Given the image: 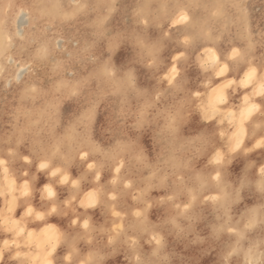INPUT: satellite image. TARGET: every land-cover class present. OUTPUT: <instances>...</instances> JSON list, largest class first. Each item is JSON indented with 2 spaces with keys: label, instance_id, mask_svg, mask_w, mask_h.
Here are the masks:
<instances>
[{
  "label": "rangeland",
  "instance_id": "374dc122",
  "mask_svg": "<svg viewBox=\"0 0 264 264\" xmlns=\"http://www.w3.org/2000/svg\"><path fill=\"white\" fill-rule=\"evenodd\" d=\"M183 1L184 0H0V36H2V34L4 32L6 33V30H8L6 29V26L9 24V22L12 23L13 26L11 29L12 44L10 46L6 45L9 41V39L5 37L7 33H4V39H1L2 41H0L2 43L4 42L3 44L6 43V53L19 55L18 57L14 56L15 60H11V58L9 59V56L0 58V155H2L0 156V158L8 159L9 152L13 154L12 159L9 161L8 174L10 176L8 175V178H14L15 172L23 175V171H29L30 174H36L37 177H39V180L41 178L47 179V175L35 172L34 163L25 165V161L21 159V155L23 154H19L20 147L24 149L23 151L25 155L31 153V155H29V159H32L33 155L51 156L52 153L56 152L57 148H59V155L58 157H54L53 160L60 161L59 163H57V166L66 171V174L69 177V181H72L73 179L80 180L81 176L91 177L92 170H89L87 168V164L89 162L94 163L96 169H99L101 176V180L99 182L95 181L94 178L80 180V188L78 187V192L81 198H83V190L85 189L86 183L92 186L87 188L88 191H91L94 187L97 186V184L103 185V188H101L102 192L107 191L109 188L115 190L118 193L115 207H120L117 211L121 212V219L127 222L128 220L133 218L131 216V213L134 212L133 208L138 203V195L134 191V193L131 192L130 188H125L124 184L131 183L132 185L133 182L139 181L137 179H139L140 175L141 178L145 179L149 178L152 174H154V172H158V176L161 175L160 177H163L164 179H162L163 182L161 181L163 184L159 181L161 180V178L159 180H156L155 182H153L151 190L146 189L147 195L145 194L144 196L145 199L147 198L148 204L154 206L150 208V211L155 212L157 217L160 219H157L156 221H154V223L159 221L158 223H161V227H163L162 230L168 232V227H164L165 224H162V221H164L165 217V215H163L165 213V210L163 205L159 203L155 204V199H157L156 195L158 194V192L163 191L164 196H159L157 200L165 201V203L167 204V194L172 195L174 190L178 191L181 201L180 208L177 210V212L184 211V205L185 203H188L190 201L191 197L187 195L186 192L178 190V187H174L173 189L172 186H178L179 180L177 178L182 177L183 183H185L187 187L192 188L195 183V177L211 167L208 161L211 158L209 153L211 152L212 148L209 149V147H212V143L210 144L209 142L203 141V147L200 145L198 155L195 150H192V145L188 146V143L190 141L189 139H192L190 135H195V133H197V135L202 134L208 137L212 136V134L206 132L210 129L208 127H212L213 123L210 122H214L215 125L218 119V134L220 132H225L223 137L218 136V141L221 140L222 143L223 138L226 137L227 134H229L226 133V131L230 130L227 127L231 128L233 126L228 123V113H220L217 119L206 121L203 119L199 120V111L192 110L190 111L191 113L188 111L192 116L190 118L191 121L193 120L190 123V119H188L190 115L185 112L184 119L179 123L177 130L173 135L170 134L165 127L166 120H164L163 118V116H165L166 108H169L171 104L175 102L172 98H169L165 95L163 100L153 104L148 95H138L131 89H124L119 86L113 88L110 84L105 83L101 79L93 77V73L96 71L95 65L100 58V54L97 50L103 48V50L107 52L110 38H116L118 34L130 32L136 29L138 27V25L136 24V15L138 10L141 12L143 17L149 19V21L155 19L159 22V27L151 28V31H154L157 35H159L161 28H163L165 32H169V29L164 27L165 22L169 18L174 17L178 12H184V10L186 9L190 12L191 18L189 15V23L188 25L183 27L186 28L189 33L203 35L209 30V32L206 34L209 35L208 37L210 40L204 39L203 41L201 40L200 43L205 44L214 40H220V46L226 43L225 45H223V47L228 46L231 43L234 45H238L241 50L249 48L251 51V56L248 55L250 57L249 60H254V62H258L260 60L261 49L262 47H264V45L261 44V36L262 34H264V0H262L263 2L261 0H241V2L240 0ZM212 1L215 2L212 3ZM183 3L185 5H183ZM218 3H220V5L216 12L215 10H212V8ZM236 3L241 4L237 7ZM145 5H147L148 7H143ZM24 8L30 12V16L24 11ZM219 9L221 10V12H219ZM69 11L71 14H69ZM213 11L215 12V14H217L213 15ZM232 11L234 14L232 13ZM170 12H172V14ZM173 13L175 14L173 15ZM203 13H205V16L202 15ZM241 16L244 18H242ZM15 19L16 23H18V25L15 24L16 28L18 29L17 31H19L18 34L20 33L21 29L22 31L24 29H27V34L25 37H22V31L20 33V36H15ZM224 19L227 20L224 21ZM193 21L197 23L195 24ZM100 22H102V28L98 30V24ZM19 26L22 28H20ZM214 32L216 34H214ZM217 33L219 34V39L217 38ZM250 35L252 36L251 38ZM181 39H183V36H181ZM91 40L96 41V45L92 49V51L97 52V59L89 61L81 58L76 50L83 49L86 42ZM246 40L248 41V44ZM219 42H217L218 45ZM246 44L248 45L247 47H245ZM41 45L47 46L51 52V55L46 60L36 59V50ZM124 47L131 48V42L129 41L126 44L122 42L120 48H117L112 53L113 63L117 68H119L120 65L119 63H117L116 57L119 55L121 48ZM197 51H200L199 54ZM197 51V53H193L194 56L200 55L202 53V48H199ZM168 52L169 48L165 46L161 50V56H167ZM70 54L74 57V60H69ZM22 58H25L26 62H22ZM103 58L107 59V56H104ZM236 61L238 64L244 63V60L241 61V59L237 57V59L232 62V65L237 64ZM164 64H167V60H164ZM58 65H62L63 67L60 68L58 67ZM192 68L193 66L188 69L189 81H192L194 79L193 72L195 74L198 70L196 67L193 69ZM190 70H193V72H190ZM144 71L148 72L149 70L144 69ZM258 78L260 79V77ZM84 81H87V83H83ZM201 85L202 84H200L199 86ZM33 87L37 89L35 93L30 91V89ZM136 87L143 90L145 93H152L153 95L155 94L153 92V89H159L161 92H163V88L159 83V78L151 75L139 76L136 81ZM163 87H167V85H164ZM73 88H78V94L75 96L69 95V90ZM101 93H103L102 99H99L94 107V110L90 112L89 109L91 107V102L93 100H96ZM253 95L259 101L260 105L259 109L255 112L257 113V115H259V117L264 116L262 115L264 114V106L261 100H264V97L259 95L258 91ZM231 97L232 103L234 105H240V101L236 96L231 94ZM162 108L163 110H160ZM142 111L144 113V125L142 127H137V118ZM186 114L188 115L186 116L187 118H185ZM196 115V119L201 125L198 131L194 130V128L196 127L195 122H197L195 121L194 117ZM222 115H224V117ZM221 118L223 119L222 124L220 123ZM185 119H187V122H185ZM208 123H210L211 125H209ZM185 124H187V126ZM146 126L149 128H147ZM181 126L182 128H180ZM150 128L153 131L150 130ZM21 129H27V131L24 132V138L18 141L17 137ZM148 130H150V135ZM179 131H181L182 133ZM141 134L143 135L142 138ZM181 134H183L184 136ZM146 135L149 137H147ZM185 135L187 136L185 137ZM139 139L140 142H138ZM147 140H150V142ZM121 142L126 143V146L128 147L122 149L120 146ZM145 142L148 144H146ZM135 143H140L138 147L140 145L141 147H143L144 151L142 152L145 159H143V163L138 162L136 159L138 151L135 148ZM254 143L255 142H250L247 147L252 148V145ZM150 146H152V148ZM92 147L98 149L94 152H90L87 159H81V150L83 149L87 151ZM215 147L217 148L218 145H216ZM145 149H149V152ZM153 149L158 151L155 152V150ZM224 149L227 150V147H224ZM262 151V149L260 150L256 148H253L251 151H246L244 155L245 160L239 156V154L241 153H232V158H230V161L228 160V163L226 164L227 167H225L224 175L226 176V173L232 170L234 162H236L238 158H241L237 161L238 163L241 162V164H237L238 171L236 169L235 171L232 170L231 172H235L236 175V173L239 172L240 169V172L244 173L245 171H250V173H252L253 170L258 173L260 165L258 159L263 156ZM196 154L197 156H195ZM234 154H236V158L237 156H239L236 161L232 160L236 159ZM193 156L196 158L194 159ZM251 158H254L253 161H256L258 163L256 165H251L250 167V160L252 161ZM242 159L244 161H241ZM185 160L190 162V168L188 166L187 170L184 169L186 170V173L185 175H183L180 173V165L181 162ZM119 161H122L121 163L123 164V167H121L120 173H116L114 169L120 163ZM168 161L171 162L170 168L168 171H165V173H163L161 171L162 167L165 165V162ZM147 163L149 165H147ZM154 166L156 167L153 168ZM14 167H17V170L14 169ZM10 171H14V173ZM133 174L136 178L133 176ZM2 177L4 178L3 174L0 173V186H3L2 184L4 182L6 184L7 182V180L5 178L3 179ZM48 178L50 177L48 176ZM114 178L116 180V183L113 185L110 182ZM19 185L21 184H18V186ZM57 186L59 188V185ZM60 187L63 188L65 199H67V197L71 194L70 191L73 192V189H71V183ZM64 188L68 190L66 191ZM125 189L127 190L125 191ZM122 193L125 194V197H123L126 203L125 205L120 203V201H123ZM142 193L145 192L142 190ZM203 193L204 190L201 189L200 194H198V198L191 203V206H195L196 213L201 212V214L205 218V211L209 210V208L211 207H215L216 205L210 200L199 198V196ZM253 194L254 191H251V193H248L247 197L251 198ZM110 195L111 193H109V196ZM16 196V201H18L19 192L16 193ZM119 196L121 197V199H119ZM0 197V199L8 200L7 198H9L10 196ZM236 202L238 207L241 206L240 208H242V206L244 205L243 200H238ZM259 204L260 200L257 202L258 206L256 207H259ZM10 207L11 206H8L6 209L9 210ZM103 208L98 204L96 208L88 211V217L90 218L94 213L99 214L101 212L100 219H98L99 222L94 218V222H91L90 225H93L95 227L96 224L101 225L103 223L101 226H105L109 223V220L111 222L116 219L111 215V211H109V209L111 208V202H109ZM128 208H130V211ZM13 209L14 207L12 208L11 212H8L7 210H5L6 213L0 212V216H3L5 218H12ZM246 214L247 211H241V215H244L243 221L246 220ZM220 215L224 218L223 212H221ZM31 220L32 218H28L27 222H30ZM101 221L103 222L101 223ZM176 222L178 223L177 225H179L180 228L185 229L184 231H180L178 230L179 228L175 227L178 235H180L181 237L184 233L188 234L189 236H195L199 233L198 230L197 232L196 230L192 231L191 228H188L184 220V214L181 216H177ZM207 222H210V220ZM244 222H247V220ZM154 223L151 222L150 224L153 225ZM77 227L78 225L73 226V239L76 238L80 242L84 243L85 246H88L90 240L91 244L95 246L94 252H97L96 254L102 257L105 261L110 255L108 256L104 253V251H100V249L106 243V239L103 238L101 232H92L88 240L80 239L75 232V229ZM58 230L60 233H65V229L59 226ZM127 230L128 229H126V231ZM135 230L137 231V229ZM135 230L129 229L128 231L132 232H129V235L131 236V238H133V240L136 241L137 245L143 240V237L144 239L148 240V243L150 241V245L152 244L151 231L146 230V232L142 230L143 232H146L144 235H142L143 232L141 230V232L139 230L135 232ZM255 232H258L259 235H261L262 229L260 225H257L254 229L249 230L246 239L243 240L246 242V248L250 245L249 242H251L254 235H256ZM13 233L14 232H7L3 229V227H0V234L2 235V237L7 236L6 238L9 242L14 240V238L21 239L22 236H9ZM226 236L227 235H225V237ZM173 237H175V235H173ZM64 239V236H61L59 243L63 242ZM21 240H16V243L19 245L18 248L13 245L12 242L9 243L10 245H12V252H14V250L16 251L20 249V247L23 248L24 242L23 240ZM116 242L117 241H115L114 244ZM169 242V245H172L174 239H170ZM116 244H118V248L113 252V254L117 253L118 255H120L119 253L122 252L123 254L121 253V257L123 259H125L126 257L129 258V249H125L122 244L121 246H119L120 242ZM29 247L33 249V246L29 245ZM29 247H27V249ZM232 247L233 246H230L229 249H226V252L223 253L224 257ZM122 248L127 250L128 252L125 250L122 251ZM124 252L128 254H125ZM169 253L170 254L168 255L170 256L167 255L166 257L165 255L162 261L166 260L168 264H181L175 260V255L173 252ZM157 255L159 257V252H157ZM224 257L222 258V260L224 259ZM242 261L243 258L241 259V262ZM107 263L108 262H106V264Z\"/></svg>",
  "mask_w": 264,
  "mask_h": 264
},
{
  "label": "snow or ice",
  "instance_id": "6c2138e0",
  "mask_svg": "<svg viewBox=\"0 0 264 264\" xmlns=\"http://www.w3.org/2000/svg\"><path fill=\"white\" fill-rule=\"evenodd\" d=\"M143 7H148L147 5ZM189 16L186 13L178 12L174 17L169 18L164 27L169 29V32H165L163 28L160 29L159 35L156 32L151 31V28L159 27V22L155 19L149 21L143 17L141 12L138 10L136 15V24L138 27L130 32L118 34L116 38L109 39V47L107 52L103 48L97 51L100 54V58L95 65L96 71L93 73V77L99 78L107 84H110L113 88L117 86L124 89H131L138 95H148L152 100L153 104L160 102L166 95L172 98L175 102L171 104L165 111V127L170 134H175L179 123L184 119L186 111L196 110L201 114L203 120H211L213 116H209V110H212L215 114L222 108L226 109L229 105V95L231 90L236 88L248 89L253 81L259 76L260 83L259 95L264 97V47L261 49L260 57V68L251 66V62L247 60V56L251 55V52L245 54V62L248 64V69L243 73L242 77L233 75L238 71L237 65L233 64L232 68H229V64L226 61H234L240 56V50L233 48L231 55L222 62L221 56L217 55L212 48L205 47L201 40L209 39L205 33L193 34L189 33L183 26L188 25ZM102 28V22L98 24V30ZM171 33V34H169ZM183 36V39H181ZM131 42V48H121L119 55L116 57L119 68L113 63L112 53L120 48L121 43ZM261 44L264 45V34L261 36ZM96 41H87L83 49L76 50L78 55L85 60H96L97 52L92 51L95 47ZM167 46L169 52L167 56H161V50ZM199 48H203V52L200 55H193ZM51 55L49 48L45 45H41L36 50L37 60H46ZM107 56V59L103 57ZM69 60H74V57L70 54ZM164 60H167V64H164ZM195 65L198 71L194 74V79L189 81L188 69ZM62 68V65H58ZM144 69H148L145 72ZM183 70V72H182ZM154 76L159 78V83L163 88V92L159 89H153L152 93H145L143 90L136 87V81L139 76ZM83 83H87L84 81ZM202 84L203 87L199 85ZM167 85V87H163ZM31 92L35 93L37 89L35 87L30 89ZM78 94V88L69 90V95L75 96ZM103 93H101L96 100L91 102L89 111H93L96 103L99 99H102ZM243 101L245 105H249V96L243 95ZM264 103V100H262ZM259 109L258 104H250L247 107L241 109V121L240 130L233 133L232 137L229 138V146L227 150L213 147L209 153L210 159L208 161L211 167L206 171L200 173L195 178V183L192 188L187 187L183 183V178L178 177L179 185L178 190H183L191 197L188 203L184 205L183 212H177L176 216L183 215L187 212L188 208L191 207V203L198 198L201 189L204 193L199 198L210 200L213 202L218 210H222L226 216L232 203H235L240 198V192L243 189L254 191L259 194L260 204L258 208L248 210L246 216L247 223L244 229L237 231L231 225H228L226 229L221 225L219 230H226L233 233L235 238V245L226 253L224 259L220 264H264V162L259 166L258 173L253 170L249 175H242L236 173L235 181L230 185L226 176L224 175L225 165L231 158L232 153H242L244 151H251L253 148L264 150V130L260 133V139L252 145V148H248L244 145V136L246 135L243 123L245 118H250L252 114ZM234 115V113H230ZM143 111L137 118V127L144 125ZM264 115V114H262ZM231 122V121H230ZM196 127L194 130L198 131L201 125L199 122H195ZM222 124L223 121L221 120ZM257 127L264 128V120ZM27 129H21L18 133L17 140L24 138V132ZM220 137L224 136V132L219 133ZM202 141L210 142V137L202 135L200 138ZM97 149L95 147L89 148L87 151L81 150V159H87L90 152H94ZM9 158H0V173L3 174L7 180V184L0 186V196L8 197L11 196L10 203L15 204L19 192V196L26 198L22 201L21 211L23 212L24 218H33L36 221L44 223V227L41 229L42 233H48L52 231V235L48 236L47 239L42 240L37 244V247L42 249V254L37 258L39 264H54L53 259L50 257L56 252L57 245L60 241L61 236H64L66 241L73 240V226L78 225L75 229L76 234L80 239L88 240L89 236L94 231L106 233V243L100 249L104 251L106 255H112L117 250L118 244H114V241L127 243L129 248V256L132 258L131 264H168V262L161 260H152L151 258L137 254L136 249L138 245L135 240L131 238L129 232L126 229H137L146 230L144 226L147 222V213L153 205L148 204L147 199L143 200V203L138 206V210L131 213L132 219L125 222L121 219V212L116 210L115 202L118 198V193L109 188L107 191H101L103 185L97 184L91 191L87 188L92 187L91 185L85 184L83 190V198H81L77 186L80 180H86L94 178L95 181L101 180L100 172L96 169L94 163H88L87 168L91 171V177L81 176L80 180L69 181V177L66 171L60 167H57L59 160H53L54 157H58L59 148L56 152H53L51 156H32L29 159L28 155H21V158L25 161V165L35 164V172L47 175L50 177L48 181L40 179L39 184H36V175H30L29 171H23L22 184L17 186L15 180L8 178L9 173V161L12 159L13 154L9 152ZM138 162L143 163V152L139 151L136 155ZM122 163H119L115 167V172L120 173ZM258 176V178H257ZM71 183L73 192L68 196L67 199L63 197V188L54 187V185L64 186ZM111 184H115L116 180L113 179ZM125 188H130V183L124 184ZM33 193L36 194L37 198L41 201H47V203H41L38 205L40 210L33 207L31 204L30 197ZM109 193L111 195L109 196ZM208 193H215V195H209ZM178 191L174 190L173 195L167 197V204L169 207L176 209L180 208V205L176 203L175 196ZM107 198V199H105ZM111 202V215L115 217L112 221V225L108 227L101 226L96 229L93 225H90L88 211L94 209L99 204L100 207H105ZM158 203H165L160 201ZM143 209L142 211L139 209ZM87 210V211H86ZM12 211V208H9ZM20 216V212L16 213ZM68 216L69 224L66 234L60 233L55 226L48 223L46 217L48 216ZM176 216H169L163 223L171 224L180 231L185 229L180 228L176 224ZM155 218V217H154ZM82 221V223H81ZM257 225H260L261 240L259 244L252 243L247 248L241 247V241L245 240L249 230L254 229ZM0 227H3L5 231L14 232L17 237L25 234V229L20 226L19 220L12 218H5L0 216ZM35 227H40L39 224ZM155 228V225H152ZM27 236L31 238L33 233H27ZM127 237L125 240L124 238ZM151 240L157 245H161V238L156 234H153ZM89 243L91 241L89 240ZM12 244L17 248L19 245L15 240ZM11 246L8 240H4L3 247H0V264H7V257L11 255ZM95 247V246H94ZM156 253L154 252L153 255ZM243 256V261L239 259L234 260L233 257ZM20 258V252L17 251L14 256H11L12 260H18ZM105 264L102 257L89 252L87 258H81L80 254L75 250L74 245L69 251L68 255L64 256L59 264ZM110 264H130L129 259L126 257L124 260H115ZM194 264V262H193Z\"/></svg>",
  "mask_w": 264,
  "mask_h": 264
},
{
  "label": "bare ground",
  "instance_id": "6f19581e",
  "mask_svg": "<svg viewBox=\"0 0 264 264\" xmlns=\"http://www.w3.org/2000/svg\"><path fill=\"white\" fill-rule=\"evenodd\" d=\"M71 1V0H70ZM113 1V0H112ZM184 1H186V0H184ZM183 1V2H184ZM194 1V0H193ZM201 1H203V0H201ZM216 1H218V0H216ZM226 1V0H225ZM262 1V0H261ZM175 2V1H174ZM177 2V1H176ZM210 2V1H209ZM209 2H208V4H209ZM215 2V1H214ZM213 1H212V3H214ZM220 2V1H219ZM238 2V1H237ZM240 2H241V0H240ZM263 2V1H262ZM180 3V2H179ZM186 3V2H185ZM203 3V2H202ZM207 3V2H206ZM221 3V2H220ZM220 3H218L216 6H214L213 8H212V10H215L216 12H217V10H218V7H219V5H220ZM230 3V2H229ZM261 3V2H260ZM211 4V3H210ZM241 4V3H240ZM240 4H237L236 3V5H237V7L240 5ZM183 5H185L184 3H183ZM204 5V4H203ZM226 5V4H225ZM125 6V5H124ZM173 6H174V4H173ZM224 6V5H223ZM52 7H53V5H52ZM194 7H195V5H194ZM235 7V6H234ZM169 8H171V7H169ZM202 8V7H201ZM223 8V7H222ZM264 8V7H263ZM25 9V8H24ZM176 9H178V8H176ZM234 9V8H233ZM163 10V9H162ZM207 10H208V6H207ZM220 10V9H219ZM235 10H236V8H235ZM235 10H233V11H235ZM5 11V10H4ZM26 13H28V15L30 16V12L27 10V9H25L24 10ZM55 11V10H54ZM172 11H173V9H172ZM200 11V10H199ZM233 11H232V13H233ZM238 11V10H237ZM17 12V11H16ZM58 12V11H57ZM167 12V11H166ZM175 12H177V11H175ZM196 12H197V10H196ZM205 12V11H204ZM214 12V11H213ZM219 12H221V10L219 11ZM171 14H172V12H170ZM183 13H186L188 16L190 15V12L188 11V10H184V12ZM224 13V12H223ZM240 13V12H239ZM69 14H71L70 13V11H69ZM169 14V13H168ZM175 13H173V15H174ZM205 13H203L202 15H204ZM217 14V13H216ZM215 14V12L213 13V15H216ZM234 14V13H233ZM238 14V13H237ZM211 15H212V13H211ZM245 15V14H244ZM247 15V14H246ZM262 15V14H261ZM69 16V15H68ZM158 16H159V14H158ZM195 16V15H194ZM205 16V15H204ZM203 16V17H204ZM223 16V15H222ZM259 16V15H258ZM169 17V16H168ZM171 17H172V15H171ZM192 17H193V15H192ZM242 17V16H241ZM27 18V17H26ZM167 18V17H166ZM190 18H191V15H190ZM200 18H202V17H200ZM242 18H244V17H242ZM241 18V19H242ZM249 18V17H248ZM193 19V18H192ZM196 19V18H195ZM212 20V19H211ZM225 20H227V19H224V21ZM236 20V19H235ZM240 20V19H239ZM238 20V21H239ZM247 20V19H246ZM192 21V20H191ZM194 22V21H193ZM245 22V21H244ZM247 22V21H246ZM195 23V22H194ZM194 23H192V24H194ZM197 23V22H196ZM195 23V24H196ZM227 23V22H226ZM2 24V23H1ZM18 25V23H16V19L14 20V26H15V29H16V32H15V36H20V33H21V31H22V29H21V31H20V33L18 34V32L19 31H17L18 29L16 28V25ZM213 24V23H212ZM203 25V24H202ZM205 25V24H204ZM207 25H210V24H207ZM223 25H224V23H223ZM246 25V24H245ZM22 26V25H21ZM12 23H10L9 22V24L6 26V29H8V30H6V35H5V37L6 38H8L9 39V41H8V44H6L7 46H10L11 44H12V35H11V29H12ZM18 27V26H17ZM20 27V26H19ZM190 27H191V25H190ZM208 27V26H207ZM20 28H22V27H20ZM200 28V27H199ZM198 28V29H199ZM203 28H204V26H203ZM210 28V27H209ZM206 29V28H205ZM204 29V30H205ZM211 29V28H210ZM5 30V29H4ZM203 30V31H204ZM217 30V29H216ZM233 30V29H232ZM248 30V29H247ZM198 31V30H197ZM236 31H238V30H236ZM208 32H209V30H208ZM208 32H206V33H208ZM217 32H220V31H217ZM4 33L2 34V36H0V40L1 39H4ZM198 33H200V32H198ZM203 33H205V32H203ZM22 37H25L26 36V34H27V29H24L23 31H22ZM213 34V33H212ZM211 34V35H212ZM214 34H216L215 32H214ZM218 34V33H217ZM233 34V33H232ZM237 34H239V33H237ZM241 34V33H240ZM210 35V36H211ZM249 35V34H248ZM209 36V35H208ZM215 36V35H214ZM217 36V35H216ZM221 36V35H220ZM232 36V35H231ZM234 36H235V34H234ZM239 36V35H238ZM219 37V34H218V36H217V38ZM252 36L250 35V38H251ZM216 38V37H215ZM215 38H211V39H215ZM216 38V39H217ZM220 38V37H219ZM218 38V39H219ZM223 38H224V36H223ZM233 38V37H232ZM234 39V38H233ZM210 40V39H209ZM236 40V39H235ZM242 40V39H241ZM2 41V40H1ZM0 41V58H2V57H7V56H9L8 58L10 59L11 58V60L12 59H14L15 60V57L14 56H19V55H14V54H8V53H6L7 52V50H6V47H5V44H3L2 42ZM203 41V40H202ZM207 41V40H206ZM215 41V40H214ZM214 41H211V42H208V43H205V44H203L205 47H209V48H212L214 51H215V53L217 54V55H219V56H221V58H222V62H224L225 60H226V58L228 57V56H230L231 55V50L233 49V48H237V49H239L240 50V56H238V58H240L241 59V61L242 60H244V63L242 64H238L237 63V61H236V65H237V69H238V71L236 72V73H233V75H236V76H239V77H242L243 76V73L245 72V71H247V69H248V64L245 62V59H244V57H245V54L247 53V52H249L250 51V49L249 48H246V49H243V50H241V48L238 46V45H234V44H227L228 46H225V47H223V45H225V44H223L222 46H220V42L218 41V40H216L215 42ZM223 41V40H222ZM225 41V40H224ZM231 41V40H230ZM229 41V42H230ZM247 41V40H246ZM205 42V41H204ZM203 42V43H204ZM217 42H219V45L217 44ZM225 42H227V41H225ZM228 43V42H227ZM56 44V43H55ZM244 44V43H243ZM247 44H248V41H247ZM246 44V46L245 47H247L248 45ZM198 52V51H197ZM196 52V53H197ZM200 52V51H199ZM199 52H198V54H199ZM202 52H203V48H202ZM251 52V51H250ZM256 52H258V51H256ZM195 53V54H196ZM253 54V53H252ZM251 56V55H250ZM253 57H254V55H253ZM249 56H247V60L248 61H250L251 62V66H254V67H257L258 69L260 68V63H261V61L259 60L258 62H254V60H249ZM8 59V60H9ZM22 62H26L25 61V58H22ZM18 62V61H17ZM226 62H228V64H229V68L231 69L232 68V62L233 61H231V60H229V61H226ZM235 63V62H234ZM15 65V64H14ZM17 65V64H16ZM28 65V64H27ZM193 68H195V65L193 64ZM192 68V69H193ZM25 69V68H24ZM190 69V68H189ZM20 70V69H19ZM19 70H18V72H19ZM198 71V70H197ZM17 72V73H18ZM190 72H193V70H190ZM189 72V73H190ZM23 73V72H22ZM192 75V74H191ZM193 75H194V72H193ZM19 76V75H18ZM194 77V76H193ZM259 77V76H258ZM256 78L254 81H253V84L252 85H250L249 86V88L248 89H243V88H236V87H234L232 90H231V94L232 95H234V96H236L238 99H239V101H240V105H238V106H236V105H234L233 103H232V97H231V94L229 95V105H228V107L224 110V108H222L219 112H216L215 114L213 113V111L212 110H209V115H211V116H213V119L215 120V119H217L218 118V115H220V113H228V116H227V120H228V123H230L231 125H233L231 128L230 127H227V128H229L230 130H228V131H226V133H229V134H227L226 135V137H224L223 138V140H222V143H221V140H219L218 141V136H219V134H218V132H219V128L217 127V123H218V119H217V123H215V125H214V122H210V123H213L212 124V127H208V128H210L209 129V131H205L206 133H209V134H212V136H210V144L212 143V147H209V149H211V148H213V147H215L216 145H218V147L217 148H220L221 146H223V149H224V147H227L228 148V146H229V138L230 137H232V135H233V133H236V132H238L239 130H240V121H241V109L243 108V107H247V106H249L250 104H253V103H255V104H258L259 105V101L254 97V95L253 94H255L257 91L258 92H260V88H259V83H260V79L259 78ZM193 79V78H192ZM84 80H85V78H84ZM149 80V79H148ZM259 80V81H258ZM201 86H203V85H201ZM200 86V87H201ZM245 94H247L248 96H249V105H245V102L243 101V95H245ZM258 95V94H257ZM261 98V97H260ZM77 99V98H76ZM259 99V98H258ZM261 100H263V99H261ZM58 102V101H57ZM167 103H169V102H167ZM263 104V106H264V103H262ZM261 104V105H262ZM260 106V105H259ZM168 108V107H167ZM166 108V109H167ZM264 108V107H263ZM160 110H163V108L162 109H160ZM262 111H263V109H262ZM187 112V114L188 115H190L189 114V112L188 111H186ZM258 112V111H257ZM158 113V112H157ZM191 113V112H190ZM230 113H234V115H231ZM255 113L256 112H254L253 114H252V116L250 117V118H245L244 119V123H243V128L245 129V132H246V135L244 136V145H246V146H248L249 144H250V142H256V140H258V139H260V133H261V131L262 130H264V128H262V127H257V125H259V124H261V121L262 120H264V116H260L259 117V115H257V113H256V115H255ZM161 114H162V111H161ZM185 115V118H187L186 116H188V115ZM197 114V113H196ZM223 117H224V115H222ZM192 116L190 115V117L188 118V119H190ZM195 117V121H197V119H196V117H197V115L196 116H194ZM215 117V118H214ZM163 118H164V120H165V116H163ZM199 118V120H202V118H201V114H200V116L198 117ZM90 120V119H89ZM186 121L185 122H187V119H185ZM221 120H223L222 118H221ZM92 121H93V119H92ZM193 121V120H192ZM191 121V119H190V123L192 122ZM206 121H208V120H206ZM205 121V122H206ZM231 121V122H230ZM189 122V121H188ZM199 122V121H198ZM210 123H208L209 125H211ZM159 124V123H158ZM227 124V123H226ZM225 124V125H226ZM186 126H187V124H185ZM190 125V124H189ZM192 125V124H191ZM225 125H223V126H225ZM235 125V126H234ZM148 126V125H147ZM146 126V127H147ZM152 126H153V124H152ZM184 126V125H183ZM195 126H196V124H195ZM195 126H193V127H195ZM206 126V125H205ZM208 126V125H207ZM216 126V127H215ZM227 126H229V125H227ZM158 127V126H157ZM147 128H149V127H147ZM146 128V129H147ZM180 128H182V126L180 127ZM205 128V127H204ZM144 129V128H143ZM159 129V128H158ZM157 129V130H158ZM192 129V128H191ZM190 129V130H191ZM150 130H152L151 128H150ZM150 130H148V132L150 131ZM157 130H155V131H157ZM160 130V129H159ZM158 130V131H159ZM186 130H187V128H186ZM189 130V131H190ZM204 130H206V129H204ZM153 131V130H152ZM179 132H181V131H179ZM182 132H183V130H182ZM181 132V133H182ZM187 132V131H186ZM185 132V133H186ZM139 133V132H138ZM145 133H146V131H145ZM195 133V132H194ZM194 133H192V134H194ZM225 133V132H224ZM148 134V133H147ZM151 133L149 132V135H150ZM154 134H155V132H154ZM160 134V133H159ZM191 134V133H190ZM181 135H183V134H181ZM195 135H197V133H195ZM195 135H190V137H192V139H189L190 141H189V143H188V146L189 145H192L193 146V149L192 150H195V152L199 155V150H200V145L202 146V140H200L199 138L202 136V134L201 135H197V136H195ZM142 134H141V138H142ZM147 136V135H146ZM184 136V135H183ZM187 135H185V137H186ZM147 137H149V136H147ZM155 137V136H154ZM154 137H153V140H154ZM140 138V139H141ZM145 138V137H144ZM150 138H151V136H150ZM188 138V137H187ZM140 139H139V141L138 142H140ZM157 140V139H156ZM125 141V140H124ZM142 141V140H141ZM147 141H149L150 142V140H147ZM157 142V141H156ZM137 143V142H136ZM135 143V144H136ZM146 143V142H145ZM128 144V143H127ZM140 144V143H139ZM139 144H136L135 145V148L137 149V151L139 152V151H144L143 150V147H141V145L138 147V145ZM146 144H148V143H146ZM154 144H157V143H154ZM153 144V145H154ZM205 144V143H204ZM207 144V143H206ZM121 148L122 149H125V148H127L128 146H126V143H124V142H121ZM157 146V145H156ZM207 146V145H206ZM146 147V146H145ZM151 148H152V146H150ZM158 147V146H157ZM203 147V146H202ZM154 148V147H153ZM98 149V148H97ZM114 149V148H113ZM203 149H206V148H203ZM208 149V148H207ZM208 149V150H209ZM24 149L22 148V147H20L19 148V154H23V155H25L24 154V151H23ZM146 151H148L147 149H145ZM153 150H155V149H153ZM225 150V149H224ZM261 150V149H260ZM12 151H14V150H12ZM99 151H100V149H99ZM158 151V150H157ZM156 150H155V152H157ZM149 152V151H148ZM263 152V156L260 158V159H258V162H259V164H261L262 162H264V150L262 151ZM6 153H7V151H6ZM14 153V152H13ZM206 153V152H205ZM245 153H246V151L245 152H242L241 154H239V156L241 157V158H243L244 159V155H245ZM166 154V153H165ZM168 154V153H167ZM190 154V153H189ZM197 154L195 155V156H197ZM201 154H202V152H201ZM155 155V154H154ZM236 154H234V156H235ZM0 156H2V155H0ZM9 156V155H8ZM143 156H144V154H143ZM170 156H171V154H170ZM239 156H237V158L239 157ZM149 157H150V155H149ZM194 157V156H193ZM166 158H168V157H166ZM196 157H194V159H195ZM232 158V157H231ZM234 158V157H233ZM235 158H236V156H235ZM237 158L236 159H232L233 161H236L237 160ZM241 158H238V160L239 159H241ZM258 158V157H257ZM22 159V158H21ZM147 159H148V157H147ZM160 159V158H159ZM241 160V161H244V160ZM252 159V158H251ZM145 160V159H144ZM157 160V159H156ZM191 160V159H190ZM232 160H231V162H232ZM237 160V161H238ZM254 160V158L252 159V161L250 160V167H251V165H256L258 162H256V161H253ZM162 161V160H161ZM170 161V160H169ZM165 162V165L162 167V172L163 173H165V171H168L169 170V168H170V165H171V162ZM197 161V160H196ZM196 161H195V163H196ZM230 161V160H229ZM234 162V166H233V168H232V170L233 171H235L236 169H237V171H238V166H237V164H241V162L240 163H238V162ZM247 161H249V160H247ZM118 162V161H117ZM120 162V161H119ZM122 162V161H121ZM120 162V163H121ZM147 162V161H146ZM152 162V161H151ZM151 162H149V163H151ZM164 162V161H163ZM162 162V163H163ZM90 163V162H89ZM189 161H187V160H185V161H182L181 162V165H180V173L181 174H183V175H185V171L188 169V166H189ZM147 165H149L148 163H147ZM162 165V164H161ZM191 165V164H190ZM230 165H233V164H230ZM20 166V165H19ZM153 166V165H152ZM247 166V165H246ZM260 166V165H259ZM58 167V166H57ZM156 166H154L153 168H155ZM225 167H227L226 165H225ZM229 167V166H228ZM17 167H14V169H16ZM152 168V169H153ZM189 168H190V166H189ZM206 168V167H205ZM242 168V167H241ZM184 169H186V170H184ZM243 169H244V167H243ZM245 169H246V167H245ZM256 169V168H255ZM17 170V169H16ZM99 170V169H98ZM115 170V169H114ZM156 170H158V169H156ZM231 170V171H232ZM253 170V169H252ZM155 171V170H154ZM153 171V172H154ZM231 171H229L228 173H226V178H227V180H228V183L231 185L234 181H235V179H236V175H235V172H231ZM10 172H13L14 173V171H10ZM68 173V172H67ZM137 173V172H136ZM158 173V172H157ZM156 172H154V174H152L149 178H141V175L139 176V179H137V180H139V181H135V182H133L132 183V185H131V187H130V190H131V192H136V194L138 195V203L136 204V206L133 208L134 209V211H136V210H138V206L139 205H141L142 204V201L145 199V194L147 195V193H146V191L149 189V190H151V186H153V182H155L156 180H159L161 177V175H159L158 176V174H157ZM239 173H241L242 175H249V174H251L250 173V171L249 172H246L245 171V173L244 172H240V169H239ZM34 174V173H33ZM33 174H30V175H33ZM172 174V173H171ZM173 174H174V172H173ZM9 175V174H8ZM14 175H15V177L14 178H10V179H13V180H15V182H16V185L18 186V184H22V174L20 175V173H14ZM36 175V174H35ZM10 176V175H9ZM40 176V175H39ZM133 176H134V174H133ZM250 176V175H249ZM36 177H37V175H36ZM135 177V176H134ZM3 178V177H2ZM136 178V177H135ZM196 178V177H195ZM258 178V177H257ZM4 179V178H3ZM45 179V178H44ZM50 178H48V176H47V179H45V181H48ZM112 179V178H111ZM115 179V178H114ZM163 177L161 178V180H159L160 182L162 181L163 182ZM73 180H76V179H73ZM39 177H37V179H36V181H35V183L36 184H39ZM173 181H174V179H173ZM172 181V182H173ZM4 182V181H3ZM2 182V183H3ZM161 182V183H162ZM157 183H158V181H157ZM161 183H159V184H161ZM178 183H180L179 181H178ZM6 184H7V182H6ZM131 184V183H130ZM163 184V183H162ZM165 184V183H164ZM2 185H5V182L2 184ZM157 185V184H156ZM184 185H185V183H184ZM84 186V185H83ZM162 186V185H161ZM54 187H57L58 188V186L57 185H54ZM78 187L80 188V184L77 186V189H78ZM157 187V186H156ZM174 187H178V186H172V188L174 189ZM59 188H61L60 186H59ZM65 190H66V188H64ZM72 189V188H71ZM127 189H129V188H127ZM127 189H125V191L127 190ZM147 189V190H146ZM155 189V188H154ZM166 189V188H165ZM167 189H168V187H167ZM68 190V189H67ZM66 190V191H67ZM142 190L145 192V193H142ZM161 190V189H160ZM172 190V189H171ZM129 191V190H128ZM162 191V190H161ZM181 191H183V190H181ZM71 192V194H72V191H70ZM69 192V193H70ZM133 192V193H134ZM64 191H62V193H60L61 195H63V197H64ZM66 193H68V192H66ZM157 193V192H156ZM248 193H251V191H249L248 189H243V190H241V192H240V198H239V200L240 201H242L243 200V203H244V205L242 206V208H240V207H238L237 206V202H235V203H232V205H231V207L229 208V210H228V213H227V215L225 216L224 214V218H223V216L221 217V215H220V213L221 212H223L222 210H218V208H217V206H215V207H211V208H209V210H206L205 212V214H206V217L204 218L203 217V215L201 214V212H199V213H196V208H195V206L193 207V206H191L188 210H187V212L186 213H184V220H185V223L187 224V226H188V228L190 229H192V231L193 230H198L199 231V233L197 234V235H193V236H189L188 234H183L182 235V237L180 236V235H178V233H177V231H176V229H175V226H173V225H171V224H167V223H164L163 225H164V227H168V232L167 231H164V230H162V228L163 227H161V223L159 224L158 222H155L154 223V221H156L157 219L158 220H160L158 217H157V215H156V213L155 212H153V211H150V209L148 210V213H147V222H146V224L144 225V226H142L144 229H146L147 231H151V233H152V235L153 234H156L159 238H161V245L160 246H157L153 241H151L152 242V244L150 245L149 243H150V241H149V243H148V240L147 239H144V237H143V240L138 244V248L136 249V252H137V254H139V255H141V258H144V256H147V257H149V258H151L152 260H163V258L165 257V255H166V257H167V255L168 254H170L169 252H173L174 253V255H175V260L177 261V262H179V263H181V264H193V262H194V264H220V262L222 261V258L224 257V255H223V253L224 252H226V249H229L230 248V246H234V243H235V238H234V235H233V233H230V232H228V231H226V230H219V231H217V229L218 228H220V226L221 225H223L224 226V229H226L227 228V226L228 225H231L233 228H235L238 232L239 231H241V230H243V228H244V226H245V224L247 223V222H244V221H246V220H244L243 221V216L241 215V211H247V214H248V210L249 209H253V208H258V207H256V206H258L257 205V202L260 200V197H259V194H257V193H255L254 192V194L252 195V197L251 198H249V197H247V195H248ZM152 194V193H151ZM209 195H215V193H208ZM121 195V194H120ZM164 196L163 195V191L162 192H158V194L156 195L157 196V199H158V197L159 196ZM171 194H167V196H170ZM173 195V194H172ZM68 196V195H67ZM123 197H125V194H123L122 193V200L123 201H120V203H122L123 205H125L126 203H125V201H124V198ZM1 198V197H0ZM18 201H16L15 202V204L14 205H12L11 203H10V201H11V196L9 197V198H7L8 200H5V199H0V212L1 213H6V211L5 210H7L6 208L8 207V206H11L12 208L14 207V209H13V213H12V218L14 219V220H19L20 221V226L21 227H23L24 229H25V234L24 235H22V237H21V239L23 240V242H24V245H23V248H21L20 247V249H18V250H14V252H12L11 251V249H10V251H11V256H14L15 254H16V252L17 251H19L20 252V258L18 259V260H12L11 259V256H8L7 257V264H38V257L42 254V249L40 248V247H37V244L38 243H40L42 240H45V239H47L48 238V236H51L53 233H52V231H50V232H48V233H42L41 232V229L45 226L44 225V223L43 222H41V221H36L35 219H34V217L32 218V220L30 221V222H27V219L28 218H24V219H21V217H23V212L21 211V206H22V201H24L26 198H24V197H21V196H18ZM65 198V197H64ZM68 198V197H67ZM245 198H246V200H245ZM28 199H30V201H31V204H32V206L33 207H36L37 208V210H40L39 209V207H38V205H40L41 203H47V201H44V202H41L38 198H37V196H36V194L35 193H33V195H32V197H30V198H28ZM119 199H121V197L119 196ZM147 199V198H146ZM157 199H155V204H158V202H160V200L158 201ZM17 200V199H16ZM132 201V200H131ZM135 201V200H134ZM158 201V202H157ZM175 201H176V203L177 204H179L180 205V201H181V198H180V196H179V194H177L176 196H175ZM238 201V200H237ZM154 204V205H155ZM159 204H161V205H163V207H164V210H165V213L163 214V215H165V217H164V221H166L168 218H169V216H176V213H177V210L178 209H176V208H173V207H169L168 206V204H166V203H159ZM132 205V204H131ZM236 205V206H235ZM119 206V205H118ZM130 207V206H129ZM133 207V206H132ZM154 207V206H153ZM158 207V206H157ZM118 208H120V207H117L116 208V210H118ZM100 209V208H99ZM104 209V208H103ZM129 209V211H130V208H128ZM127 209V210H128ZM126 210V211H127ZM131 210H132V208H131ZM139 210H143L142 208L141 209H139ZM161 210V209H160ZM8 212H9V210H7ZM98 211H100V210H98ZM103 211V210H102ZM110 211V210H109ZM198 211V210H197ZM11 212V211H10ZM17 212H20V216H17L16 215V213ZM104 212H106V211H104ZM157 212V211H156ZM159 212V211H158ZM204 212V211H203ZM101 213V212H100ZM100 213L99 214H96V213H94L93 214V216L90 218L89 217V222L91 223V222H94V218L96 219V220H98V219H100ZM215 213V214H214ZM11 214V213H10ZM103 214V213H102ZM101 214V215H102ZM110 214V213H109ZM246 214V215H247ZM211 215H213V216H211ZM4 216H8V215H4ZM95 216V217H94ZM181 216V215H180ZM105 217V216H104ZM155 217V218H154ZM159 217H160V215H159ZM177 217V216H176ZM46 219H47V221H48V223H50V224H52V225H54L55 226V229H58V226L59 227H61V228H63V229H65V234H66V232H67V229H68V224H69V220H68V216L67 215H65V216H48V217H46ZM109 219V218H108ZM212 219V220H211ZM101 220H102V218H101ZM210 220V222H207V221H209ZM229 221V222H228ZM96 222V221H95ZM98 222H99V220H98ZM103 221H101V223H102ZM151 222H153L154 224L153 225H155V228H153L152 227V225L150 224ZM100 223V224H101ZM212 223H213V225H212ZM37 224H39L40 225V227H35V225H37ZM99 224V223H98ZM103 224V223H102ZM101 224V225H102ZM150 224V225H149ZM176 224H178L177 222H176ZM101 225H97L96 224V229H99L100 227H101ZM110 225H112V221L110 222V220H109V223L108 224H106L104 227H108V226H110ZM213 226H214V228H213ZM217 226V227H216ZM216 227V228H215ZM129 230V229H128ZM127 230V231H128ZM130 230H132V229H130ZM135 230V229H134ZM146 230H143V231H146ZM179 230V229H178ZM138 231V230H137ZM136 230H135V232H137ZM140 231V230H139ZM142 231V230H141ZM140 231V232H141ZM142 231V232H143ZM146 231V232H147ZM197 231V232H198ZM8 232V231H7ZM29 232H31V233H33V236L31 237V238H29L28 236H27V233H29ZM128 232H131V231H128ZM146 232H143V234L142 235H144ZM6 233V232H5ZM132 233V232H131ZM219 235H217V234ZM14 234V235H13ZM12 235L10 234L9 236H15V233H13ZM255 234L256 235H254V237L252 238V240H251V242H249V244H252V243H256V244H258V241L260 242V240H261V235H259V233L258 232H255ZM8 235V234H7ZM101 235L103 236V238H105L106 237V233L105 232H101ZM133 235H135V234H133ZM148 235V234H147ZM173 235H175V237H173ZM190 235H191V233H190ZM224 235V236H223ZM225 235H227L226 237H225ZM229 235V236H228ZM137 236V235H136ZM7 237V236H6ZM6 237H2V235L0 234V247H3V242H4V240H8ZM140 237V236H139ZM149 238V237H148ZM10 239V238H9ZM20 238H14V240L16 241V240H21ZM125 240L127 239V237H125L124 238ZM133 239V238H132ZM170 239H174V242L172 243V245H169L170 244V242H169V240ZM21 240V241H22ZM13 241V240H12ZM12 241H10L9 243H11ZM115 242V241H114ZM138 242H139V240H138ZM19 243V242H18ZM116 243H118V242H116ZM115 243V244H116ZM27 246H26V245ZM87 244V243H86ZM121 244L124 246V248L125 249H129L128 248V245H127V243H124V242H120V245L119 246H121ZM29 245L30 246H33V249L32 248H30L29 247ZM74 245V247H75V250L80 254V256H81V258H87L88 257V254H89V252H93L94 254H96L95 252H94V245L93 244H91V243H89L88 244V246H85V244L84 243H82V242H80L79 240H77L76 238L75 239H73L72 241H66L65 239L63 240V242H60V243H58V245H57V248H56V252L53 254V256L52 257H50L51 259H53V262H54V264H59V261L60 260H62L63 259V257L64 256H66V255H68V253H69V251H71V248H72V246ZM246 242L245 241H241V247L242 248H246ZM27 247H29L28 249H27ZM125 249H123L122 248V251L123 250H125ZM125 251H127V250H125ZM103 252V251H102ZM128 252V251H127ZM156 253L155 255H153V253ZM157 252H159V257H158V255H157ZM105 253V252H104ZM122 253V252H121ZM121 253H119L120 255H118L117 253L116 254H112V255H108L109 257L105 260V264H106V262H108L107 264H110V262H112V261H115V260H117V259H119V260H124L122 257H121ZM125 253V252H124ZM123 254V253H122ZM125 254H128V253H125ZM124 254V255H125ZM97 255V254H96ZM103 256V255H102ZM168 256H170V255H168ZM125 257V256H124ZM243 258V256H239V257H236V256H234L233 257V259L234 260H236V259H239L240 261H241V259ZM129 262H130V264H131V260H132V258H130V256H129ZM173 262H175V261H173ZM66 264H67V262H66Z\"/></svg>",
  "mask_w": 264,
  "mask_h": 264
}]
</instances>
